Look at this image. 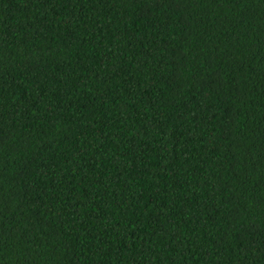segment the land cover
Instances as JSON below:
<instances>
[{
    "label": "trees",
    "instance_id": "16d2710c",
    "mask_svg": "<svg viewBox=\"0 0 264 264\" xmlns=\"http://www.w3.org/2000/svg\"><path fill=\"white\" fill-rule=\"evenodd\" d=\"M0 264H264V0H0Z\"/></svg>",
    "mask_w": 264,
    "mask_h": 264
}]
</instances>
